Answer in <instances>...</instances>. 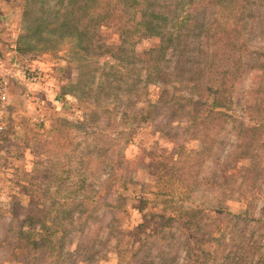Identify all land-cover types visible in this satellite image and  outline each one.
<instances>
[{
  "label": "rangeland",
  "instance_id": "374dc122",
  "mask_svg": "<svg viewBox=\"0 0 264 264\" xmlns=\"http://www.w3.org/2000/svg\"><path fill=\"white\" fill-rule=\"evenodd\" d=\"M238 1L208 0L217 61L178 93L193 44L148 76L165 35L141 0H0V264H264V0ZM162 84L230 89L227 107L153 110Z\"/></svg>",
  "mask_w": 264,
  "mask_h": 264
},
{
  "label": "trees",
  "instance_id": "16d2710c",
  "mask_svg": "<svg viewBox=\"0 0 264 264\" xmlns=\"http://www.w3.org/2000/svg\"><path fill=\"white\" fill-rule=\"evenodd\" d=\"M236 3H239L238 0H232ZM142 2V8H141V13L142 15V21L146 25V29L148 31H153L155 35H160L163 36V33L165 36L162 37L164 41L163 47L157 52V54L153 57L151 60V69L148 70V76H154L157 81V79H162L164 76H167V74L175 76L174 72L175 68H166L163 67L162 69L160 68V62L162 60V57H166L167 53L170 52V57H172V52L176 50L177 47L180 45H183V47H186L187 44L189 43L190 39H185V42L183 40H180L181 36H184L181 34L177 36L176 38L174 37V33L169 30L170 23H172V20L177 18V14L175 10V1L174 0H141ZM174 2V3H173ZM185 4L189 5L190 8L187 10L188 12V20L186 21V24L192 22L193 24L190 25V28L187 30L186 37L188 38H193V42L189 44H193L192 48L187 50L185 52L184 60H181L178 64V74L176 76L181 77L180 75H193L192 77H195L198 82L195 84H191V82H188L186 86L181 87L179 89L175 88L178 93L181 90L185 89H197L200 90L201 84V79L203 76H207V73L211 74L212 71H209L212 66L209 64L211 60L217 61L215 58H217V52H210L209 51V46L208 42L203 41L205 34L209 31L206 28L207 24V14L208 11H210V4L208 0H184L183 1ZM170 3V4H168ZM108 4V3H107ZM124 4L128 5L129 7L132 8H140L139 0H124ZM152 6L154 7V10H152ZM74 7V1H71L70 3L67 4L65 8V15L69 14L72 11V8ZM64 25L69 20H64ZM166 25V26H165ZM166 27V28H165ZM165 28L164 31L166 32H161V29ZM202 39V41L200 40ZM203 42H204V48L207 49L206 52L203 49ZM176 44V45H175ZM184 54V52L182 53ZM170 60L167 61V63ZM170 64H173V62H169ZM173 70V71H172ZM167 73V74H166ZM146 74V78H147ZM149 78V77H148ZM165 80V78H164ZM193 83V82H192ZM163 85V84H162ZM190 85H192L190 87ZM164 88L162 89V98L158 100L155 104H152L151 108L155 110V108H158L157 106L159 104H163L164 101H167V98H171L175 100V94L172 96L170 95V92L165 90L166 86L163 85ZM227 87V86H226ZM205 90L204 92H197V100L193 98H178L180 101L176 103L172 102L170 103V110L176 111H182L185 110L186 113L189 115L193 116L192 121H194L199 115L202 113H208V116H215L218 115V112L216 111L217 108H223L227 107L225 106L226 102L223 98V95L225 92L230 91V89L225 90L222 88H218L217 90H213V86L210 89H206L203 87ZM176 99H177V94H176ZM170 102V101H167ZM230 104L232 103L231 101L229 102ZM175 105V106H174ZM174 107H177L178 109H175ZM175 115V114H174ZM227 124V122H226ZM242 126H239V128ZM27 222H33L34 217L29 216L28 219L26 220Z\"/></svg>",
  "mask_w": 264,
  "mask_h": 264
}]
</instances>
